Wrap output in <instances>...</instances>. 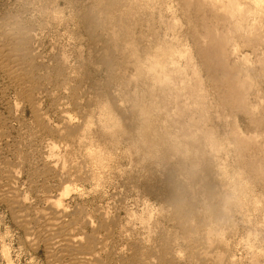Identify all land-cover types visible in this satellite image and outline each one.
Wrapping results in <instances>:
<instances>
[{"label":"bare ground","instance_id":"obj_1","mask_svg":"<svg viewBox=\"0 0 264 264\" xmlns=\"http://www.w3.org/2000/svg\"><path fill=\"white\" fill-rule=\"evenodd\" d=\"M67 1L70 4L74 3V5H76L75 10L78 9L76 17L79 19V24L83 32L88 36V41H90L92 45L91 47H94V51H96V59L106 64L108 66V68L106 66L107 72L110 73L114 79L118 80L124 78L126 75L124 69L121 68L133 64L137 70V75L129 77L127 74L128 78H124V82H126L124 84H127L129 81L130 83L128 84L132 86L131 82L134 81V84L138 85L139 88L141 87L142 90L141 93L140 91L134 93L132 90L131 94L127 96L132 102L133 111L136 116L133 115L134 121L132 124H127L129 121L125 123L124 118L126 116L124 114H126V112L124 113L122 109L124 107L117 105V103L115 104L109 99L106 94L107 91L105 92L103 87L98 86L97 82L94 81L95 73L93 69L88 66L89 68H86L83 75L85 80L90 82L93 85L92 87L96 89L93 90L95 94V91H97V96H95L94 99L92 98L93 100L90 98L92 101H89L91 102L89 109H86V107L84 110L82 109L85 113L82 114L85 115V117L87 116V120L84 118L86 121L84 122L83 120L82 122L84 123L79 124L70 114H66L64 116L63 126H52V124L48 122V118L41 112L39 105L41 102L38 101V96H40L42 88L40 87L41 81H39V68L35 60L36 54L33 52L35 50H32L34 39H32L31 30L21 25L19 21L13 17H1L0 68L5 73L6 77L8 76V79L10 78L12 82H14L12 84L16 85L12 86L20 89L23 97L32 105L34 116L37 119V126H42L44 129L51 131V135H55L51 136L47 143L48 152L45 166L39 168V170L37 169L38 171L36 174L38 176L54 175L56 179L62 178L65 180L67 178H71L72 180L91 178L95 182H99L100 180L108 179L113 168L117 169V175L120 178L127 177V179L130 180L129 183L143 186L149 194L158 195L161 192L166 202L173 206L172 209L175 213L173 217H176L174 221H176V223L177 220L179 221L178 224H180V227L182 226L181 230L184 229L183 233L190 232L188 234L190 237L191 232L195 230L196 232H200L199 234L202 233L203 235L204 233V239H206L205 241L207 242H210V239L216 235L220 236L221 242H223L222 236L217 233L219 231L216 232V230L211 227V224L209 227V221L219 219V217H221V211L219 209L217 210L216 207H212L209 210L206 209V211H199L196 203L185 199L189 196L185 197V194L191 193L193 195L194 193L193 191V193L191 192V189H188L189 187L187 184H189L190 181L188 183L185 180H180L181 178H177L176 175H174V173L171 174L169 170L167 171L169 173L163 177L164 175L162 176L160 174V172L163 171L161 166L165 164V162L171 161L170 167L174 165L178 173L182 172L186 174L191 181L196 180V183H198V180L200 184V181L203 180V182H205L206 180L204 184H202L203 182L201 184L206 193H208L209 198L210 196L213 198L215 193L213 192V187L216 185L213 184L214 186H212L211 181L208 180L206 176L204 177L202 175L203 172H207L211 175V173H213V167L216 166L219 168L218 173L222 177H220L221 180L227 183V186L232 191L234 184H230V179L228 180L227 177V168H223L224 164L221 162V156H219L220 153L223 152L221 147L222 143L220 142L218 130L216 129L217 125H215L213 121L224 111H228L230 114V112L236 113L235 111L242 110L247 112L248 115L250 114L252 121H255L260 126H264V110L261 113V117H255L253 112L249 113L253 110L249 103V91L254 85L252 84L254 73L244 71L245 63L243 57H241L243 58V62L240 65L231 62L232 54H237V51H241L242 47L247 46L255 49L264 44V25H261L264 23V20H258L260 15L262 19L264 18V0H178L182 13L187 19L186 22L189 24L188 29L186 28L188 31L186 33H188L190 38L195 42L196 55L200 65H198V61L196 62L195 55L193 54L194 52L191 51L192 49L188 46L183 48V44L181 43L182 40L180 42L182 44L181 48L179 42H177V37L172 40H168V37L167 39L162 38L165 33H163V36L159 37L160 32L158 33V28L156 30L154 26L157 19L156 9H154L156 6L153 5L150 7V2H145L146 0L144 2H142V0H95L92 1V3H89L87 0ZM152 1L154 2V0ZM163 2L164 6H166L164 0ZM250 2L254 3L252 4L254 7L249 4ZM167 13L168 11H166V14ZM142 15L146 18L147 28H150L151 31L150 34L157 39H152L156 43H148V47L150 45L151 47L143 51L139 48L140 43H142L140 37L142 35L137 32V28H140L139 26L142 25L139 19ZM167 19L168 18L165 20ZM173 19H176V17L173 16ZM177 20L178 19H176V21ZM171 21L173 22V20ZM171 21L169 20V22ZM176 21H174V24L176 23L177 25ZM258 22H260L259 25L257 24ZM132 23L134 24L132 25ZM172 24H169V26ZM174 24L173 26H176ZM132 26L135 27L133 28ZM182 27L183 26H181V29H183ZM108 29H111V32H107ZM182 31L183 30H180L178 32L180 33L178 34L179 38ZM167 32L169 33V31ZM170 32L172 31L170 30ZM182 33H185V31ZM171 36L169 38H171ZM184 38L183 41L188 40L187 37ZM178 41L180 40L178 39ZM232 42L235 43L232 44ZM232 46H234L233 49H231ZM120 57H123V60L122 58L120 60ZM65 58L66 57H60L62 60L58 59L59 65L57 64V69H54V78L61 77V73L65 68L63 67L66 63ZM247 64L249 65L248 62ZM259 72L264 73V64L261 69H259ZM126 78L128 81H126ZM207 79L212 83L211 87L215 91L214 96L209 90ZM11 80L9 81L11 82ZM121 80L123 81V79ZM91 84L88 83V85ZM136 87L134 90H137ZM17 106L16 104L12 106V115H14ZM163 111H166L165 113L168 114L167 116H171L170 118L173 119V122L171 121L170 123H174L175 120H177V123H180L179 125H181L184 130V137L181 134L184 139L178 136L180 135L178 133L175 136L170 135V132H167L168 129L166 130L165 124H162V126L160 124L158 127L156 124L157 121L154 119L156 116L154 115L160 114V112ZM113 112L123 117L122 119H124V121L117 118V121L112 122L111 115ZM128 116H130V114ZM16 119H18V116ZM93 121L94 124H96L94 128L95 126L97 127V138L92 137L94 131H92ZM6 123L0 120V136L3 138L8 135L4 129ZM163 123H165V121H163ZM233 130L234 132L232 135H235V141L232 140L236 144L235 151L237 148V152L239 153L238 157L241 155L240 162L242 166H240V168L247 171L251 178L264 182V162L258 158V153L255 151L256 145L254 147V142L252 143L250 141L253 139H250L251 137L248 136H241L242 133H239V128L237 126H235ZM28 133H30V130ZM37 133V131H35L33 135L30 133L33 136L32 141L34 144L37 143L36 141L38 140ZM162 137L167 140L162 142ZM35 151L37 152L36 149ZM31 155H33V153ZM128 161L130 162L128 168L124 169L120 167L123 166V164L120 165L122 162L126 163ZM8 163L4 162L0 164V199L6 201L12 207L16 219L22 227L29 231L31 229L30 225L33 222L36 224V226L34 225V230L30 232L32 234L31 240L34 244L42 243L45 245L49 257V264H106L110 261L112 255L119 256L127 264H177L174 262L176 261L174 260L176 255L175 258L173 257L174 259L170 258L172 256V247L174 246H169L170 242L169 244L167 242L169 240H164V242L166 241L165 243L162 242L164 245L161 243L162 248L159 246L161 249H159L160 253H158L156 257L157 263L154 262V258L152 259L156 248H154L151 241L153 239V231L156 230L154 229V225L155 228L158 227L161 221L154 218L157 217V214L154 216L152 212L153 209L149 203L144 202L143 212H140V215L134 212L128 213L129 224H140L139 226L147 231L148 240H145L147 250L144 249L145 244L135 240L131 244V253L125 255L121 249L116 252L114 247L110 248L101 236H99L101 238H91V236L89 237L88 235L76 236L74 229L76 225L68 218L72 211H70L62 200L65 193L69 191L67 188H64L63 193L58 196L45 195L43 208L32 209L31 203H28L24 191H22L21 187L16 183L18 181L15 169L9 166L10 164L8 165ZM167 164L169 163H166V165ZM236 167L234 169H236ZM247 173L245 172L244 174ZM242 174L243 172L240 175ZM3 180H9V182H5L4 184L2 183ZM234 183L238 185V183ZM237 185L236 187H238ZM241 190H243V187ZM214 191L217 190L214 189ZM242 193L239 194L242 195ZM227 196H229V194ZM241 200H243V198H241ZM241 200L239 198L237 205L239 204V206L241 205L242 207ZM161 213L160 211L158 214L160 215ZM73 215H77L76 211ZM214 217L216 218L215 220L213 219ZM87 219L88 217L85 221H88ZM188 223H191V225L189 226ZM192 223H195V225H192ZM119 226L116 216L111 217L108 215L104 217L100 224V227L104 228L107 234L113 236V241L116 238L118 239L117 232H119ZM190 229L194 230L191 231ZM120 230V235L122 236V234H124V229ZM177 232L178 231L172 233V235L175 233L177 234ZM160 234L163 235V237L165 236V233ZM166 234L168 235V233ZM120 235L119 238L121 237ZM172 235H169V237L167 236L168 239L170 236L173 238ZM175 236L177 237V235ZM160 237V239H162V236ZM198 237L199 236H197V238ZM201 238L199 239L200 241ZM174 240L178 243L177 238ZM157 241L159 242L160 240ZM183 242L185 243V241ZM193 242L192 240L190 243L192 244ZM173 243L176 245L175 241ZM178 244L176 246H178ZM193 245L194 243L192 246ZM177 249L179 250V248ZM187 249H189V247ZM184 250L186 251V249ZM187 251L190 252L191 250L189 249ZM195 251L196 250H194L193 253ZM180 252V250L176 252L177 256H180L178 255ZM197 253L198 254H195V256L198 255L199 258L205 261L206 259L208 260V255L206 253H199V251ZM261 254L262 253L258 252L256 249L253 251V256L257 261H260V258H262ZM187 256H190V253ZM181 257L180 259L183 260ZM197 258L196 256L195 259L197 260ZM191 259L194 258L191 257ZM190 262L192 264V261ZM190 262L188 264H190ZM183 263H185V261ZM257 264H262V262H258Z\"/></svg>","mask_w":264,"mask_h":264},{"label":"rangeland","instance_id":"obj_2","mask_svg":"<svg viewBox=\"0 0 264 264\" xmlns=\"http://www.w3.org/2000/svg\"><path fill=\"white\" fill-rule=\"evenodd\" d=\"M87 1L89 3H92V1L95 0H87ZM144 1L145 0H142V2ZM164 1L166 3V6H164L163 0L160 1L154 0V2L152 0L145 1L148 3L150 2L151 4L154 3L152 5L149 3L150 7H152L153 5L156 6L154 9H156L157 19L154 23V26L156 30L158 28L157 30L158 33L160 32L159 37L163 36V33L165 34L162 38L167 39L168 37V40H172L173 38L177 37L180 40L178 41L177 39V42H179V46L181 48L183 44V48L188 46L190 47V49H192L191 51L194 52L193 54L195 55V59L197 62L199 59L196 55V47H195L196 45H194L195 44L194 40L190 38L188 33H186L188 32L187 29L189 24L188 22H186L187 19L184 17L182 13L179 1L178 0H164ZM159 4H163V5H159ZM249 4L252 6V4L254 3L250 2ZM75 6L76 5H74V3L70 4L67 0H0V19H2L1 17L4 16H9L11 18L13 17L17 21H19L21 25L25 26L28 29L30 28L29 30H31L32 39H34L32 44L33 46L32 50H35L33 52H35L36 54L35 60L39 68L38 70L40 76L39 81H41L40 83L42 84L41 86V84L39 83L40 87L42 88L41 89L42 94L40 93V96H38L39 97L38 101L41 102L39 104L41 112H43V115H45V117L48 118L47 120L50 124H52V126H56V125L63 126L64 116L66 114L67 115L70 114L79 124L84 123L87 120L86 119L87 116L85 117V115H83L85 114L83 110L85 109V107L86 109H89L90 107L89 105L91 104V102L89 101H92L95 98V96H97V91H95L96 94L94 93V90L96 89L92 87L93 85L90 82L85 80L83 75L85 73L86 68L90 67L93 69V72L95 73L94 81L97 82L98 86L103 87V90L105 92L107 91L106 94L111 101H113L115 104L117 103V105H120L121 107H124L122 109L124 113L126 112V114H124L126 116L124 118L125 123L129 121L127 124L129 123L132 124L134 121L133 118L135 116V112L133 111L132 102L130 101V98L127 96L131 94L132 90L134 93L136 91H140L141 93L142 88L141 87L139 88L138 85H135L134 81L131 82L132 86L131 84L129 85L128 83L130 82L127 80V78L128 75L129 77L136 76L137 70L133 64L121 68L124 69V73L126 74L124 75L125 77H127L126 78V81H128L127 84H124L126 83L124 82L125 77L120 78L119 80L114 79L110 75V73L107 72L108 66L106 64L101 63L95 57L96 51H94L95 50L94 47H91L92 45L90 44V41H88L87 38L88 36L85 35L81 25L79 24V19L76 17L78 9L75 10ZM159 6L160 9H163L164 11L160 10ZM252 7H254V5ZM157 10L161 11V13L160 11L159 13L161 17L163 16L162 18L159 16ZM166 11H168L167 14ZM173 16H175L176 19L179 20V22L178 20L176 21V19H173ZM261 17L262 16L260 15L258 20L260 19L264 20V18L262 19ZM166 18L168 19L165 20ZM139 19L141 20L140 22L142 24L139 26L140 28H137V32L140 35H142L140 36L142 43H140L139 48H141V51L148 50L151 47V45L148 47V43L149 44L156 43L153 40H157V39L156 37L154 38L152 34H150L151 31L150 28H147L145 16L142 15L140 16ZM169 20L170 21L173 20V22L171 21L173 24L174 21H176L177 25L175 23L174 25L176 26H173V24L169 22ZM168 23L172 25L169 26ZM133 24L134 23H132V25ZM257 24L259 25L260 22H258ZM157 25H159L160 27ZM180 25L183 26L182 27L183 29H181ZM261 25H264V23H262ZM132 27L134 28L135 26ZM170 30L174 32L172 33L170 32ZM180 30H183L182 32L185 31L186 33L185 34L181 32V36H180L181 39L178 37L179 36L178 34H180L178 32ZM167 31H169V33ZM107 32H111V29H108ZM170 36L171 38H169ZM182 37L183 38L187 37L188 40L183 41ZM234 43L235 42H232V44ZM233 48L234 46L231 47V49ZM255 49L247 46L242 47L241 51H237V54H232L233 57L231 56L232 58L231 62L236 65H240L243 62V58H244V63H245L244 71L246 72L250 71L254 73V80L252 81V84L254 85L249 91V103L253 110H251L249 113L253 112L255 117H261V113L264 110V73L259 72V69H261L262 65L264 64V44ZM60 57L61 58L66 57L65 58L66 63L65 66H63L65 68L63 70L64 72L62 71L61 73V77L60 76L56 77L57 78L56 79L54 78L53 74L58 67L57 64L59 65V60H62L60 59ZM121 58L123 60V57H120V60ZM247 62L249 63V65L247 64ZM197 63H199L198 65H200L199 61ZM121 79H123V81ZM9 80L11 79L10 78L8 79V76L6 77L5 73L0 68V120L3 121L4 123H6L7 121L6 126H4V129L8 134L4 138L0 136V164L4 162L7 163L9 162L8 165L10 164L9 166L15 169V172L17 174V181H18L16 183L21 187L22 191H24V194L28 199V203L29 204L31 203L30 205L32 209L43 208V200L45 195L49 194L51 196L52 195L58 196L59 194L63 193L64 188H67L69 191L65 193L62 200L64 201L65 205L68 206L70 211H72L68 218L70 221H72V223H74V225H76L74 226L76 236L88 235L89 237L91 236V238L93 237L98 238L99 236H101L102 239H104V242H106V244L110 248L114 247L116 249V252H118V250L120 251L121 249V251L123 250L125 255H128L131 253L130 251L131 244L135 240L141 242L142 244H145L144 249H146L145 240H148L147 231L143 229L141 226H139L140 224L137 225L134 223L133 224L128 223V213L134 212L137 214L139 213L138 215H140V212L141 213L143 212L144 202H146L149 203V205L153 209L152 212L154 213V216H156L157 214V217L154 218L159 219V221H161V223L158 225L159 228L158 227L155 228L154 225V229L156 230L153 229L154 231L152 234L153 239L151 241L154 245V248L156 247L154 250L155 254L152 257V259L154 258L153 259L154 262L157 263L156 257L158 253H160L159 249L162 248L161 243L162 242L165 243L167 240H169L167 241L168 244L170 242L169 246L170 247L174 246L172 247L173 248L171 254L172 256L170 255L171 256L170 258L174 259L176 255V258L177 257L178 258L177 259L175 258L174 260L176 261L174 262H176L177 264H188L190 261H192V264H257L258 262H262V264H264V195H263L264 184H262L264 182L251 178V176L249 175V173H247V171L243 170V168H240V166H242L240 162L241 155L238 157L239 153L237 152V148L235 151V146H236V144L234 143L235 135H232L234 132L233 129L235 128V126H237L239 128V133L243 134V135L241 134V136L251 137L250 139L253 140L250 141L252 143L254 142L253 143L254 147L256 145L255 151L256 153H258L257 154L258 158L264 162V126L262 125L260 126L255 121H252L250 118V114L248 115L247 112L242 110L241 111L237 110L235 111L236 113L230 112V114L228 111H224L221 115L219 114V117L215 118L213 121V123L217 125L216 129L218 130V136L220 142L222 143L221 147L223 152L220 153L219 156H221L220 158L221 162H223L224 164L223 168H227L228 171L227 177L228 180L230 179L229 180L230 184L232 183L235 185V187L233 185L232 191L227 186V183H224L221 180L222 177L218 173L219 168L216 166L213 167V173H211V175L207 172H203L202 175L204 177L206 176L208 180L211 181L212 186L216 185L214 186L215 188L213 187V192H215L213 198L211 196L209 198L208 193H206L202 185L206 182V180L205 182H203V180L200 181L201 183L203 182L202 184L201 183L199 184L198 180H197L198 183H196V180H194L195 182L192 180L193 181L192 182L190 179H188L186 174H183L182 172L178 173L174 165L170 167L171 161L165 162V164H163L165 166L163 165L161 166V169L163 168L162 169L163 171H161L160 174L162 176L164 175L163 177H165L170 172L171 174L174 173V175H176L177 178L178 177L181 178L180 180H185L188 183L190 181V183L187 184V186L189 187L188 189H191V192L192 191L194 192L192 193L195 196H193L191 193L185 194V197L189 195L185 199L193 203H196L198 205L199 211L200 210L206 211V209L209 210L212 207H216L217 210L219 209L221 211V217H219V219H216L214 217L213 219L214 220L216 219L215 221L210 220L209 227L211 224V227L215 229L216 232L219 231L217 233L222 236L223 242H221L222 241L220 239L221 237L216 235L210 239L211 240L210 243L205 241L206 239H204L205 237L204 233L203 236L202 233L199 234L200 232H196L194 229H190L191 231L194 230L193 231L194 234L193 232H191L190 237L188 235L190 232L183 233L184 229L181 230L182 226L180 227V224H178L179 221L177 219H176L177 223L176 221H174L176 217H173L175 216L174 210L172 209L173 206L169 205L170 203L166 202L165 197L164 195H162L161 192L158 195L149 194L144 189L143 186L129 183L130 180L127 179V177H125L126 179L120 178L117 175V171H118L117 169L114 168L112 169L109 178L106 179L107 181L100 180L99 182H95L91 178L79 179V180H72L71 178L70 179L67 178L65 180L62 178L56 179V176L54 177V175L38 176L36 172L39 170V168L45 166L46 156L48 152L47 143L49 141V138L55 135H51L52 132L49 131L48 129H44L42 126H40L41 128L37 126V122H36L37 119L34 116L32 105L28 100H26L23 97V94L20 91V89H18L17 87H13L16 86L15 84H12L14 82H12V80L10 82ZM88 83L91 85H88ZM134 85L135 87L137 86L139 89L136 87L137 90H134L135 89ZM207 85L209 86L210 92L214 96L215 91L211 87L212 83H210V80L208 79H207ZM90 98L93 99L91 100ZM127 98L129 99V101ZM15 104L18 106L14 115H12L11 108ZM163 112L165 113L166 111ZM163 112H160V114H157L156 112L157 115H154L156 116L154 119L157 121L156 124L158 125V127L160 124L161 126L162 124H165L166 130L168 129L167 132L168 133L170 132V135L175 136L178 133L180 134L178 136L184 137V130L182 126L179 125L180 123H177V120H175L174 123H170L171 121L173 122V119L170 118L171 116H167L168 114L166 113L164 115ZM129 114L130 116H128ZM17 116L18 119H16ZM119 116L120 115L114 114L113 112L111 115L112 118L111 121L115 122L117 121L116 120L117 118H120L121 120L124 121V119H122L123 117L121 116L119 117ZM84 118L86 120H84ZM83 120L84 122H82ZM163 121H165V123H163ZM94 125L96 124H94L93 121L92 131L93 130L94 131L92 133V137L97 138L98 137V135L96 134L97 127L95 126L94 128ZM30 127L33 128L31 129ZM29 130L32 135L35 133V131L38 132L37 133L38 140L36 141L37 143L35 144L33 143L32 141L33 136L30 133H28ZM31 130L34 131L32 132ZM162 138H163L162 142H165L167 140L164 139V137ZM35 149L37 150V152L35 151ZM32 153L34 156L31 155ZM166 163L169 164L166 165ZM122 164L123 166L120 167H123L125 169L129 167L130 162L129 161L126 163L122 162L120 165ZM235 167L236 169H234ZM168 170L169 172H167ZM244 171L247 174H244L245 173ZM242 172L243 174L240 175ZM236 174L237 177L235 178ZM5 182L8 183L9 180L8 181L3 180L2 183L5 184ZM234 182L238 183V185L235 184ZM236 185L238 187H236ZM242 187L243 190H241ZM214 189L217 191H214ZM239 193H242V195H240ZM228 194L229 196H227ZM239 198L240 200L241 198H243L244 200V201L241 200L242 207L241 205L239 206V204L237 205ZM192 200H194L195 202ZM209 203L212 204L210 205ZM74 210L76 211L77 214L76 216L73 215L75 214ZM160 211L163 214L161 213L159 215L158 213H160ZM107 215L111 217L116 216L120 225L118 227L119 232H117L118 239L117 238H116L117 240L114 239V241L116 240L115 242L113 241V236L107 234L105 229L100 227V224L102 223L104 217ZM170 216H172L173 218ZM83 217L86 218L88 217L87 219L88 221H85L86 218ZM34 225L36 226V224H34L33 222L30 225L31 229L29 231L26 228L22 227V225L16 219V215L14 214L12 207L6 201L0 199V264H49V257L45 245L42 243L34 244L31 240L32 234L30 232L34 230L35 227ZM188 225L190 226L191 223H188ZM192 225H195V223L194 224L192 223ZM120 229H124V234H122V236L120 235L121 232ZM176 231H178L177 234L175 233L174 235H172V233ZM163 232L165 233L164 237L163 235L160 234V233L164 234ZM166 233H168V235ZM185 234H187L188 236ZM119 235L121 236L120 238ZM166 235L168 237L169 235H172L173 238H171L170 236V238L168 239ZM175 235H177V237ZM196 235L199 236L200 238L202 237L201 241L199 240L200 238L199 237L197 238ZM160 236H162V239H160L161 238ZM183 236L186 237L184 238ZM181 237L183 238V241H185V243L182 241ZM176 238L179 244L176 242V240H174ZM170 239L171 240L173 239L176 245L178 244V246H176L173 243L174 241L173 240L171 241ZM157 240L160 241L158 242ZM164 240L166 241L164 242ZM192 240L194 241L193 243L195 247L194 245L192 246L193 243L192 244L190 243L192 242ZM185 244L187 248L189 247V249L191 250L190 252L187 251L189 249L186 248ZM177 248H179V250L181 251L178 254L180 256H177L176 254V252H179ZM253 248L254 250L256 249L258 250V252L262 253L261 254L262 258H260V261H257L254 258ZM184 249H186V251ZM194 250L196 251L198 250L199 253L202 252L206 253L208 255V260L206 259L205 261L199 258L198 255H196L198 257L197 258L198 261H197L195 259L196 257L195 254H198L197 253L198 251L197 252L195 251L193 253ZM189 253L190 256L194 259H191L190 256H187L189 255ZM183 256L185 259L183 258ZM180 257L183 258V260L180 259ZM178 259L182 261H179ZM184 261L185 263H183ZM110 263L127 264L117 255H112V258L106 264H110Z\"/></svg>","mask_w":264,"mask_h":264}]
</instances>
